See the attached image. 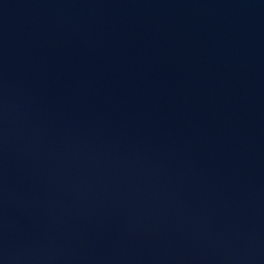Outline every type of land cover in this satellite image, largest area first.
<instances>
[{
	"label": "water",
	"instance_id": "1",
	"mask_svg": "<svg viewBox=\"0 0 264 264\" xmlns=\"http://www.w3.org/2000/svg\"><path fill=\"white\" fill-rule=\"evenodd\" d=\"M0 264H264V0H0Z\"/></svg>",
	"mask_w": 264,
	"mask_h": 264
}]
</instances>
